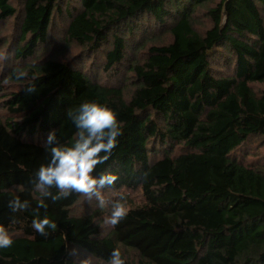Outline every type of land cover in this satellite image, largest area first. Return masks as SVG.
Masks as SVG:
<instances>
[{
	"label": "trees",
	"instance_id": "16d2710c",
	"mask_svg": "<svg viewBox=\"0 0 264 264\" xmlns=\"http://www.w3.org/2000/svg\"><path fill=\"white\" fill-rule=\"evenodd\" d=\"M4 23L0 226L13 245L0 264H110L114 249L125 264H264V0H0ZM91 101L122 122L95 172L118 176L104 189L127 208L116 225L111 203L35 187L48 134L73 143L67 113ZM16 197L29 209L13 213ZM37 211L57 224L46 236Z\"/></svg>",
	"mask_w": 264,
	"mask_h": 264
},
{
	"label": "clouds",
	"instance_id": "9594fccd",
	"mask_svg": "<svg viewBox=\"0 0 264 264\" xmlns=\"http://www.w3.org/2000/svg\"><path fill=\"white\" fill-rule=\"evenodd\" d=\"M26 75L25 71L18 70L16 78L21 79ZM27 91L35 92V86L28 87ZM67 116L77 130L74 142L70 145L59 144L55 130L48 134L45 147L50 149L51 159L35 173V187L43 198H50L53 202L76 192L90 200L94 198L101 209L111 203V215L107 222L116 225L126 216L127 208L121 202L123 197L108 201L104 189L113 186L118 176L110 171L97 176L95 172L98 166L111 158L118 138L123 135L122 122L111 108L95 101L82 103L75 112L69 111ZM53 187L58 194L52 193ZM8 207L16 213L26 211L30 204L16 197L8 202ZM31 227L38 234L46 236V228L55 230L57 224L47 215L41 219L37 211ZM12 245L13 238L9 231L0 226V249H8ZM110 264H125L118 249L112 251Z\"/></svg>",
	"mask_w": 264,
	"mask_h": 264
},
{
	"label": "rangeland",
	"instance_id": "374dc122",
	"mask_svg": "<svg viewBox=\"0 0 264 264\" xmlns=\"http://www.w3.org/2000/svg\"><path fill=\"white\" fill-rule=\"evenodd\" d=\"M10 37H11L10 23H4L0 27V59H2L3 57L6 58L7 55H9L10 53V49H8L9 45H11V41L9 40ZM1 71H4V70L0 69V72ZM173 152H175V150H173ZM89 203H91L90 199L83 194V199L80 202L79 206L85 205L87 207Z\"/></svg>",
	"mask_w": 264,
	"mask_h": 264
}]
</instances>
